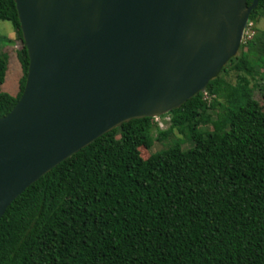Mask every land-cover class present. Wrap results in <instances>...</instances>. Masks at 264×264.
Here are the masks:
<instances>
[{
    "label": "trees",
    "instance_id": "trees-1",
    "mask_svg": "<svg viewBox=\"0 0 264 264\" xmlns=\"http://www.w3.org/2000/svg\"><path fill=\"white\" fill-rule=\"evenodd\" d=\"M263 17L256 0L248 22ZM0 21L21 43L12 0H0ZM16 58L17 93H0V117L25 83L22 43ZM255 67L264 70L257 29L166 129L122 123L29 185L0 217V264H264V112L245 78ZM5 70L0 54V85ZM173 131L182 139L141 159L139 148Z\"/></svg>",
    "mask_w": 264,
    "mask_h": 264
},
{
    "label": "water",
    "instance_id": "water-1",
    "mask_svg": "<svg viewBox=\"0 0 264 264\" xmlns=\"http://www.w3.org/2000/svg\"><path fill=\"white\" fill-rule=\"evenodd\" d=\"M27 54L0 117V217L96 138L179 108L236 55L256 0H12Z\"/></svg>",
    "mask_w": 264,
    "mask_h": 264
},
{
    "label": "rangeland",
    "instance_id": "rangeland-1",
    "mask_svg": "<svg viewBox=\"0 0 264 264\" xmlns=\"http://www.w3.org/2000/svg\"><path fill=\"white\" fill-rule=\"evenodd\" d=\"M250 23L245 29V38L241 40V43L252 37L255 30L264 31V17L259 18L256 24ZM249 37V38H247ZM21 43L16 39L15 33L9 22L0 21V54L5 60L6 70L4 81L0 85V93L15 96L17 93L18 79L21 76L20 65L16 58V52L20 49ZM225 81L234 84L236 81L235 72H229L226 75L221 76ZM248 81V86L252 89V97L257 102L260 109L264 112V70L261 67H255L254 72L251 75H245ZM229 119V117H228ZM169 117L163 115L159 118L154 119V122L164 130L168 127ZM218 124H222L221 121ZM202 129L211 130L210 126L206 125ZM182 139L176 131H173L167 138L157 141L154 140L151 149L147 152L143 148H139V155L141 159H146L150 153L158 152L166 148L174 139ZM200 139H198V142ZM189 142H184L183 148L190 147Z\"/></svg>",
    "mask_w": 264,
    "mask_h": 264
},
{
    "label": "built area",
    "instance_id": "built-area-1",
    "mask_svg": "<svg viewBox=\"0 0 264 264\" xmlns=\"http://www.w3.org/2000/svg\"><path fill=\"white\" fill-rule=\"evenodd\" d=\"M250 25V23H246V27H245V29L247 28V26H249ZM245 29H244V31H243V34H242V40H243V38H245V34H246V32H245ZM247 38H249V37H247ZM204 93V92H203ZM204 98L205 99H207V97L205 96V94H204ZM157 118H159V117H157ZM156 120V118H153V120ZM158 126V125H157ZM159 127V126H158ZM160 128V127H159ZM161 129V128H160Z\"/></svg>",
    "mask_w": 264,
    "mask_h": 264
}]
</instances>
